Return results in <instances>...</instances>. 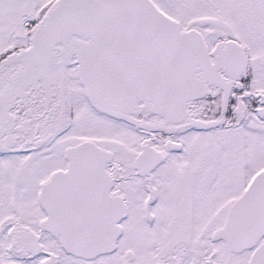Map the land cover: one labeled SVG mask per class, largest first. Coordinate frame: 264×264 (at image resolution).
<instances>
[{
	"label": "snow or ice",
	"instance_id": "6c2138e0",
	"mask_svg": "<svg viewBox=\"0 0 264 264\" xmlns=\"http://www.w3.org/2000/svg\"><path fill=\"white\" fill-rule=\"evenodd\" d=\"M0 264H264V0H0Z\"/></svg>",
	"mask_w": 264,
	"mask_h": 264
}]
</instances>
